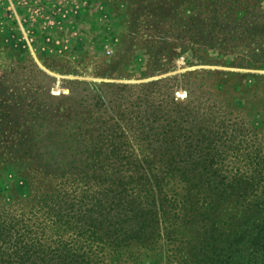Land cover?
Wrapping results in <instances>:
<instances>
[{"label": "rangeland", "instance_id": "374dc122", "mask_svg": "<svg viewBox=\"0 0 264 264\" xmlns=\"http://www.w3.org/2000/svg\"><path fill=\"white\" fill-rule=\"evenodd\" d=\"M171 12L213 26L189 42ZM149 107L142 127L128 120ZM114 113L133 148L175 119L191 169L198 159L227 179L262 166L264 179V0H0L1 204L25 196L14 173L33 166L31 152L58 164L79 142L123 141Z\"/></svg>", "mask_w": 264, "mask_h": 264}, {"label": "trees", "instance_id": "16d2710c", "mask_svg": "<svg viewBox=\"0 0 264 264\" xmlns=\"http://www.w3.org/2000/svg\"><path fill=\"white\" fill-rule=\"evenodd\" d=\"M169 18L188 27L189 42L214 22ZM150 110L128 120L142 127ZM123 121L114 113L110 126L121 142H79L58 164L31 152L33 166L13 172L26 194L0 202V264H264L262 166L218 178L211 164L194 159L191 169L180 158L188 137L179 120L166 118L145 148L127 142Z\"/></svg>", "mask_w": 264, "mask_h": 264}, {"label": "built area", "instance_id": "2783aa9c", "mask_svg": "<svg viewBox=\"0 0 264 264\" xmlns=\"http://www.w3.org/2000/svg\"><path fill=\"white\" fill-rule=\"evenodd\" d=\"M12 1L33 4L39 2L40 0H12Z\"/></svg>", "mask_w": 264, "mask_h": 264}, {"label": "crops", "instance_id": "0c3cea01", "mask_svg": "<svg viewBox=\"0 0 264 264\" xmlns=\"http://www.w3.org/2000/svg\"><path fill=\"white\" fill-rule=\"evenodd\" d=\"M40 11H41V8H40Z\"/></svg>", "mask_w": 264, "mask_h": 264}]
</instances>
